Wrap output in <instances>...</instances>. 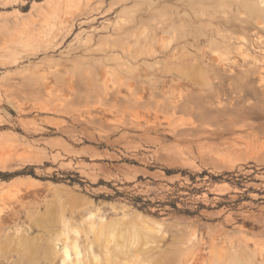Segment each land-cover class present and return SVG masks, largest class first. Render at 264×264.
I'll use <instances>...</instances> for the list:
<instances>
[{"label": "rangeland", "instance_id": "1", "mask_svg": "<svg viewBox=\"0 0 264 264\" xmlns=\"http://www.w3.org/2000/svg\"><path fill=\"white\" fill-rule=\"evenodd\" d=\"M260 2L0 0L4 237L47 245L63 213L101 210L153 264H264ZM119 20L131 52L174 21L187 57L104 52Z\"/></svg>", "mask_w": 264, "mask_h": 264}, {"label": "bare ground", "instance_id": "2", "mask_svg": "<svg viewBox=\"0 0 264 264\" xmlns=\"http://www.w3.org/2000/svg\"><path fill=\"white\" fill-rule=\"evenodd\" d=\"M260 3L264 5V0H261ZM116 26H118L117 33L119 35L117 42H114L110 50H103L106 53L117 51L118 53L119 51L127 53L126 56L130 60L139 57L153 59L160 56L165 58L171 56L173 60H184L187 57L180 52L183 49V46H179L181 44L179 40L181 29L174 21L170 22V28L161 27L158 30L159 32L153 31L145 35L143 37L145 48L143 47L144 49L139 52H131L128 49L131 44L127 47L126 37L130 26H127L121 20L117 22ZM122 34L125 35L121 36ZM132 35L134 34L132 33ZM159 35H165L166 38L164 39ZM155 62H157V59ZM110 75V71L105 69L104 83L106 88L110 83L111 89H114L116 88L117 79L112 80ZM85 211H81L75 216L79 220L73 216L67 217L63 213L59 231H50L47 245L40 243L39 237L33 236V233L29 230L17 229L16 231L15 229V237L9 240L8 237L3 235L5 229L0 227V261H4L6 264H126L123 256L132 252L139 254L142 252L144 256L141 264H153L152 258L155 247H153L152 241L149 239L143 242L139 241V234L136 230L133 231L132 236L125 238L124 235H120L122 234L120 231L121 222L112 223L106 212H101V210L98 213L91 210ZM23 212L25 213L26 210ZM112 212L116 213V209L112 208ZM34 214L36 216L40 215L38 212H34Z\"/></svg>", "mask_w": 264, "mask_h": 264}]
</instances>
